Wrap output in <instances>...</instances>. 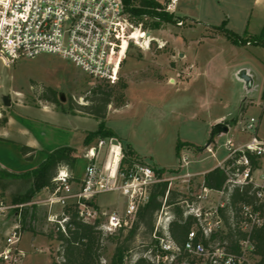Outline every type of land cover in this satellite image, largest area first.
<instances>
[{"label": "rangeland", "instance_id": "rangeland-1", "mask_svg": "<svg viewBox=\"0 0 264 264\" xmlns=\"http://www.w3.org/2000/svg\"><path fill=\"white\" fill-rule=\"evenodd\" d=\"M158 1L164 3L166 0ZM171 14L174 15V20L152 28L155 21L153 18L145 17L134 22L127 13L129 23L166 41L168 48L165 46L161 50L157 42H153L149 50H143L133 41L129 42V47L124 44L121 56L123 57L126 49L127 58L122 71L130 77L126 90L129 105L118 113L110 112L106 123L121 136L131 138L153 166L162 167L179 165L185 153L192 157L190 153L194 151L207 150L206 144L210 141L213 129L212 122L217 115L227 114V118L239 117L229 132L218 135L216 144L211 145L215 149V156L206 151L203 154L206 160L202 164L194 163L191 166L190 171L193 172L196 166L207 168L216 161L223 160L228 154V139L232 138L235 145L250 141L251 131L244 130V127L251 117L259 118L262 113L260 82H264V45L233 44L219 27L224 24L227 29L249 40L257 37L264 26V0H178L176 12ZM217 34L220 35L214 38ZM139 37H142L141 33ZM243 73L250 79L247 80ZM171 77H174L175 81H170ZM121 79L126 81L122 74ZM98 85L109 90L118 89V85L96 81L70 60L56 54L45 53L35 58H22L9 66L0 59V111L3 115V109L9 108L12 102L10 108L21 115L25 111L18 102L38 104L50 101L59 109L62 122H67L74 130L73 123H68L61 109L69 110L71 101L87 105V97L92 95V89ZM45 94L50 99H46ZM4 97L10 99L9 106L5 105ZM251 100L255 103L248 104ZM227 102L229 103L226 104ZM116 103L117 99H114L111 105L115 107ZM109 107L110 104L107 112ZM78 113L83 116L73 117L78 125L75 141L80 139L82 130H96L99 125V120L89 113ZM31 130L39 140L40 137L44 140L55 139L54 129ZM99 140L94 139L85 151L82 145H78L79 151L75 154L79 157L75 170L81 179L88 164V159L84 158L83 154L95 147ZM2 141L5 140L0 138V152L6 151ZM179 143L187 145L181 148L178 156ZM195 144L201 145L199 147L203 149L198 150ZM23 145L25 144L7 147L16 154V149L22 153ZM125 145L127 144L122 142V147H126ZM107 152L108 146L103 148L100 161L106 158ZM185 172L187 171L181 170V173ZM202 176L194 174L190 178L189 188L186 178H180L173 183L172 189L183 192L186 196L197 193ZM9 182V187L4 193L5 203L9 208L0 215V249L12 231L7 233V228L11 229V220L21 226V236L24 234L18 244L24 255L19 263L12 264H52L54 259L61 261L57 256L58 241L42 234L34 238L30 230L24 233L20 223L23 219V207L12 203L9 196L17 189L18 183L12 180ZM49 195L39 192L32 205L26 209L28 216L36 206V226L47 233L55 230L56 224L61 226L57 219L55 222L49 219L50 214L59 215L60 219L63 212L58 205L50 206L43 202ZM182 198L184 196L179 195L178 199ZM97 202L103 210H122L125 197L119 193H106L99 195ZM213 204L214 201L210 198L203 206L208 209ZM141 232L127 264H133L136 251L143 249L141 243L149 241V237H144ZM104 245L102 262L108 264L116 244L109 236L105 238ZM0 264L8 263L0 260Z\"/></svg>", "mask_w": 264, "mask_h": 264}, {"label": "built area", "instance_id": "built-area-1", "mask_svg": "<svg viewBox=\"0 0 264 264\" xmlns=\"http://www.w3.org/2000/svg\"><path fill=\"white\" fill-rule=\"evenodd\" d=\"M162 5L166 11L174 13L178 0H166ZM139 32L147 33L149 43L146 46L143 45L145 38L136 36ZM130 41L143 50H149L153 42H157L159 48L166 46L165 41L152 36L150 31L129 23L123 0H0V59L8 66L22 58L56 54L70 60L96 81L115 85L120 80L121 64L127 50L123 57L121 52L124 44L129 47ZM256 128L257 119L251 117L244 130L254 132ZM112 139H100L95 147L87 150L84 157L88 159V164L81 180L76 181L70 168L63 165L54 178V189L43 201L62 208L70 204L77 206L79 217L86 222L98 221L105 235L113 234L121 227H131L139 209L149 201L158 183L168 182V189H172L174 182L186 178L189 188L190 178L194 175L188 171L181 173L190 162L185 155L177 168L163 171L136 159L124 162L121 145L114 144ZM107 146L106 158L99 161V154ZM226 147L228 154L218 164L228 175L223 187L212 189L202 181L199 191L190 193L182 201L186 207L185 214H192L198 219L206 236L223 227L219 210L229 200L228 183L252 184L258 198L257 204H264V139L253 134L247 143L235 145L230 138ZM207 151L215 156L211 145ZM247 153L255 156L257 168H252ZM226 160H229L227 164ZM106 193L124 196V208L102 210L92 203L99 195ZM213 194L217 198L206 209L203 203ZM8 208L9 205L0 197V215ZM61 216L59 219V215L50 214L49 219L52 222L57 219L65 230L68 215L62 212ZM240 217L238 227L243 236L238 249L231 250L219 243L209 248L202 241H196V230L192 229L184 247L188 256L180 259L181 247L173 240L169 230L173 214L170 206L164 202L157 215L154 237L165 254H157L151 259L156 264H190V259H196L200 264H254L252 233L254 228L264 226V214L254 204H244ZM21 234V226L17 224L0 249V260L8 264L21 261L24 255L18 247Z\"/></svg>", "mask_w": 264, "mask_h": 264}, {"label": "trees", "instance_id": "trees-1", "mask_svg": "<svg viewBox=\"0 0 264 264\" xmlns=\"http://www.w3.org/2000/svg\"><path fill=\"white\" fill-rule=\"evenodd\" d=\"M126 13L134 22L142 18L150 17L155 21L152 28H157L163 22H171L174 15L166 11L158 0H123ZM220 31L231 40L234 44L247 45L263 44L264 45V26L257 37L249 40L247 37H241L234 31L229 30L222 24ZM118 89H106L98 85L92 89V95L87 97L89 103L87 105L69 103V110L72 112H87L99 120L98 128L90 131L84 144L89 145L94 139H112L117 138L116 133L107 127V107L114 99H117V105L121 106L126 103L125 89L127 83L120 78L117 84ZM46 99H50L45 94ZM114 98V99H113ZM264 98V93H263ZM65 110V108H63ZM6 122V119H3ZM186 143H179L177 155ZM187 145V144H186ZM191 145V144H188ZM123 148V161L131 162L137 160V154L131 145H125ZM198 150L203 147H196ZM36 149L29 145H23L22 153L27 159H33ZM77 149L73 146L64 145L47 152V158L36 168L25 172H12L0 167V197L5 201L4 193L9 187V180L18 183L15 191L10 193L12 203L22 205L23 219L21 225L24 230H30L33 233H41L59 242L57 256L61 261L53 260L52 264H103V251L105 250L104 240L106 237L112 238L115 242V249L108 264H127L129 258L134 252L135 242L140 235V230L144 237H149L147 243L142 242L143 249L136 251L137 255L133 260V264H156L151 257L159 254L163 256L165 253L159 248L157 239L154 237L156 232V221L158 212L164 205V202L170 206L173 219L170 221L169 230L173 240L181 247L179 258L188 256L184 250L185 243L188 239V233L196 230V241H202L207 247H212L216 243L226 246L228 249L235 250L239 247V240L243 236L238 227L241 215V207L244 204H254L264 214V204H257L258 198L252 184L233 185L228 183L229 200L225 207L220 208L219 212L223 219V227L209 234H203L198 219L192 214H185L186 194L175 189H168V182H160L154 186L149 201L142 206L137 217L131 227H121L117 233L105 235L100 228L99 222H86L79 217L77 206L70 204L63 208L65 215H68L67 221L64 223L65 230L56 224V229L47 233L40 230L36 226V206L33 212L27 216V206L32 205L35 196L45 188L54 189V178L57 176L60 168L67 165L72 170L77 161L75 154ZM251 161L252 168L258 167V161L251 153H247ZM226 164L229 160L225 161ZM160 171L165 170L163 168ZM172 171V170H171ZM228 175L226 171L217 166L209 170L203 179L206 187L212 189H220L227 182ZM168 192V194H167ZM179 195L184 196L178 199ZM167 196V198H165ZM165 199V200H164ZM97 206V199L92 201ZM62 218V216H60ZM252 239L255 243V263L264 264V226L254 228ZM190 264H200L196 259H190Z\"/></svg>", "mask_w": 264, "mask_h": 264}, {"label": "crops", "instance_id": "crops-1", "mask_svg": "<svg viewBox=\"0 0 264 264\" xmlns=\"http://www.w3.org/2000/svg\"><path fill=\"white\" fill-rule=\"evenodd\" d=\"M218 35H220V34H217L216 36H213V37L217 38ZM247 45H251V44H247ZM166 46H167L166 48H168L167 42H166ZM161 50H163V48ZM126 58H127V56L123 59L122 64H121V74L125 77V79H126L125 82L127 83V88H128L129 84H130V79H129L130 77L127 76L126 74H124V72L122 71V66H123V63L126 60ZM242 69H244V68H242ZM243 76L247 80L250 79V77L246 76V74H244V73H243ZM120 78H121V75H120ZM170 81H172V82L175 81V78L171 77ZM260 83H261V87H262L261 93H262V100H263L261 107L263 110H262V113L260 114L259 118L254 117L257 119V128L254 132H251V137L253 134H256L259 138L264 139V98H263L264 82L261 81ZM127 88L125 89V95L127 93L126 92ZM228 103L229 102H227L226 104H228ZM253 103H255L253 100L248 102V104H253ZM17 104L19 106H22V108H24L23 110L25 112L23 111L24 113H22L21 115L16 114L15 110L10 108V107H12L13 102L9 108L3 109L5 112L4 115L0 111V138H3L5 140L2 142H3V144H5V150H6L4 152H0V167L7 169V170H10L12 172H17V173L25 172V171H28V170H31V169L38 167L47 158V152L52 151L57 147L69 145V146L75 147L77 149V151H79L78 145H82V149L84 151L87 148V145L84 144V140H85L87 134L90 131H94V130H82L80 132V134H81L80 139L75 141L76 136H77L76 132L78 130V125L74 122L73 117H80L83 115H80L78 112L74 113V112H70L69 110H66V109L65 110L61 109L62 114H65L66 120L68 121V123L69 122L73 123L74 130H72L67 125V122L66 123L62 122V115H61V113H59V111H58L59 109L56 108V106L50 101L41 102L38 104H26L23 102H18ZM128 105H129V103L127 100V96H126V103L124 105L113 107L110 104L109 110L107 112L106 121L109 120L110 112L118 113V111L122 110L123 108L128 107ZM3 119H6V122H4ZM238 119H239V117L227 118V114H219L213 120L212 125L214 126L216 123L223 121V122L228 123L229 127L231 128V126L233 124L237 123ZM106 125H107V127L112 129L116 133V135H117L116 139L119 141L121 147H122V142L131 145V147L133 148V150L137 154L138 160L151 164L150 162H148L145 159L146 156H143L142 151H140L137 144L134 141H132L131 138H129L128 136H125V137L121 136L117 132V130H115L112 126H109L108 123H106ZM47 128H51V129L55 130L54 132L56 135H55L54 140H44L41 137H40L41 140H39L36 136H34V134L32 133V130H31V129L44 130ZM230 128H229V130H230ZM216 141H217V136H216ZM21 143H24L25 145H29V146L34 147L36 149L33 159H31V160L27 159L26 156H24L19 151V149H16L17 152L15 154V152L13 153L7 147V146L10 147L11 145L13 146V144L14 145L18 144L20 146ZM245 143H247V142H245ZM245 143L237 144V145H243ZM195 145L201 146L198 144H195ZM213 150L215 152V149H213ZM206 151L207 150H204L203 152L194 151L193 153H190L192 155V157L190 155H187L186 153L183 154V155L187 156L188 159L190 160L187 167L183 168V170L191 172L190 171V170H192L191 166L194 163L202 164L206 160V157L203 156V154L206 153ZM207 152H209V151H207ZM100 155H101V153L99 154V157H98L99 161L101 160ZM83 156H84V154H83ZM77 157H79V156H77ZM223 160L216 161L215 164H212L211 166H208L207 168H202V167L198 168L196 166V169L194 168L193 172H191V173L196 174V175H201V176L203 175L201 177V180L203 181L205 174L209 170L217 167L219 162H221ZM178 166L179 165L162 166V167L160 166L159 167L156 165L157 168H163L166 170L175 169ZM71 174L76 181L81 179L76 174L75 166L71 170ZM42 192L47 193L49 195L51 193V190L49 188H45L42 190ZM211 198L213 199V201H215L217 197H215V194H213ZM54 205H58V204H54ZM54 205H50V206H54ZM97 205H98V202H97ZM58 206L60 208H62L60 205H58ZM9 222L11 225L10 226L11 229L7 228V233L10 232L18 224V223L15 224L11 220ZM7 224H6V226H7ZM25 231L26 230H24V233H25ZM31 233L33 234L34 238L36 235L41 234V233H33V232H31ZM42 235H44V234H42ZM19 243H20V241H19Z\"/></svg>", "mask_w": 264, "mask_h": 264}, {"label": "water", "instance_id": "water-1", "mask_svg": "<svg viewBox=\"0 0 264 264\" xmlns=\"http://www.w3.org/2000/svg\"><path fill=\"white\" fill-rule=\"evenodd\" d=\"M62 99H65V97H62ZM4 103L5 105L9 106L11 104V101L8 97H4ZM229 124L226 122H218L213 126L212 132H211V137L210 141L207 143V145H212L216 144V136L221 135L223 133H228L229 132ZM112 142L116 145H119V141L116 138L112 139Z\"/></svg>", "mask_w": 264, "mask_h": 264}, {"label": "bare ground", "instance_id": "bare-ground-1", "mask_svg": "<svg viewBox=\"0 0 264 264\" xmlns=\"http://www.w3.org/2000/svg\"><path fill=\"white\" fill-rule=\"evenodd\" d=\"M139 33H141V32H139ZM139 33L138 34H136V36L137 37H139ZM142 37H144L145 38V42L143 43V45L144 46H146L149 42H148V35H147V33H145V34H142Z\"/></svg>", "mask_w": 264, "mask_h": 264}]
</instances>
